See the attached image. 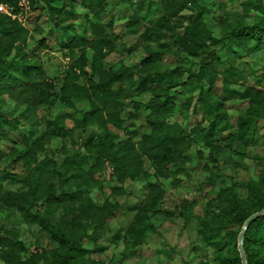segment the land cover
I'll return each mask as SVG.
<instances>
[{
    "label": "rangeland",
    "instance_id": "1",
    "mask_svg": "<svg viewBox=\"0 0 264 264\" xmlns=\"http://www.w3.org/2000/svg\"><path fill=\"white\" fill-rule=\"evenodd\" d=\"M64 2L34 0L20 16L22 29L13 25L10 33L0 26V66L3 58H13L16 64L12 69H16L20 65L17 59L24 56L32 66L30 78L34 85L56 83L62 78L82 53L81 47L62 46L63 30L51 19L49 6L61 7ZM76 7L78 12L72 21L78 33L93 38L89 21L103 25L104 37L110 42L106 61L114 69L136 67L134 80L115 85L122 88L121 96L115 98L126 109L122 127L107 126L117 133V147L125 148L134 129L150 131L146 123L149 110L144 104L151 99L152 92H141L137 87L140 74L159 73L163 77L154 85L179 96L171 121L181 125L177 133L180 153L173 165L159 172L137 145L133 153L120 152L130 161L125 171H118L107 161L97 171L98 183L89 179L88 182L87 175L73 176L62 183L52 171L49 159L60 161L91 132L96 137L105 133L106 128L96 123L81 128L67 114L74 109H90L92 102L86 97H75V108H68L58 99L51 106L37 104L26 111L27 103L18 98L25 97V85L18 83L14 89H3L0 123L5 117H19L20 124L0 138V264H7L3 252L11 247L10 238L40 253V264H53L64 246L53 238L50 229L69 232L74 239L84 232L90 234L77 245L78 254L62 264H242L238 246L245 223L242 220L264 205V50L256 47L255 39L244 42L249 27L264 25L263 0H192L179 15L170 17L169 25L163 23L168 15L160 0H104L100 13L88 9L89 20L80 0ZM133 17H140V23L127 27ZM194 21L218 39L213 42L197 35L204 44L197 55L183 48V43L191 42L194 35ZM145 26H160L164 34L146 40L142 37ZM43 38L45 46L40 45ZM149 50H160L161 55L151 64L141 65ZM212 51V100L203 107L197 99L201 91L206 93L210 80L205 77L197 85L188 84L185 88L182 83L199 71L203 59ZM93 53L92 48H86L89 59ZM87 70L90 71L89 66ZM29 86V91H39L36 85ZM256 90L262 103L251 95ZM249 91L251 94H247ZM183 96L192 100L186 114L180 110ZM136 103L142 106H135ZM218 107L228 113L227 119L214 121ZM24 113L27 116L23 117ZM240 116L252 119V135L229 146L226 136L236 130ZM213 123L214 132L219 134L214 143L216 150L209 143L211 139L204 136ZM132 139L137 141L139 136ZM34 143L40 147L36 157L28 154L19 159ZM80 150L78 162L70 163L69 168L62 167L66 176L81 174L80 169L86 172L95 164L92 153L83 146ZM34 167L41 187L52 185L57 194H65L64 200L52 206L49 228L5 198L26 197V208L31 213L39 209L43 188L30 196L28 175ZM79 186L80 192L71 197ZM112 205L114 214L103 228L94 231L96 220L102 219ZM145 207L150 212L143 220ZM247 250L264 253V231L258 232L257 238L252 237Z\"/></svg>",
    "mask_w": 264,
    "mask_h": 264
},
{
    "label": "trees",
    "instance_id": "2",
    "mask_svg": "<svg viewBox=\"0 0 264 264\" xmlns=\"http://www.w3.org/2000/svg\"><path fill=\"white\" fill-rule=\"evenodd\" d=\"M33 1L34 0H28V4H32ZM20 2L21 0H0V3L10 7L12 14L16 15V17L13 18L11 15L0 11V26L9 30L10 33L13 32V25L18 26L19 29L23 28L20 23V16L23 14L24 8L20 5ZM103 2L104 0H80V4L87 10L84 13V16L89 20L87 13L89 8L95 10L94 12L96 13H100L103 10ZM191 2L192 0H160V3L163 5L166 10V14L168 15V17H164V25H169L170 17L179 15L180 12ZM76 4L77 0H65L61 7L49 6V12L52 14L51 19L53 24L57 28L63 30V39L61 40L62 46L67 49H76L79 47L82 49L80 57L67 69L65 75L58 79L56 83L53 81H46L44 85L35 83L39 91L35 89L33 91H29L27 87L30 88L29 85H31V87L35 85L30 78L33 70L28 60L24 56H21L17 59L20 60V65L15 67L16 69H12L16 64L14 59L3 58V63L0 66V92H2L5 88L14 89L18 83L25 85V87H23L25 88V97L23 98L22 96H18V98L23 99L25 103H27L26 111L32 110L37 104L47 103L51 106L58 99L64 102L68 108H75V97H86L92 102L90 109H74L73 111H68L67 114L81 128H85L87 125L96 123L99 126L106 128L105 133L101 135V137H96L95 134L91 132L86 139L82 140L81 143L77 145L74 151L66 153L65 157L61 158L60 161L49 159V162L53 164L52 171L56 172L59 181L62 183L69 182L73 176L84 178L85 176L83 175L88 176L87 181L89 179L90 181L94 180L98 183L99 179L97 177V171L100 170L101 166L107 161L113 163L114 168L118 171H125L130 165V161H126L124 159V155L120 152L124 150V154H128L129 152L133 153L137 149V145L139 150L153 161L159 172L168 169L170 165H173L174 158L180 153L177 133L181 128V125L177 122L171 121V118L176 114L179 96L177 94H170L166 89L159 87V85H154V83L158 82L163 75L159 73H148L143 76L140 74V83L137 87L138 90L141 92H152L151 99L148 103L144 104L145 108L149 110V113L146 115V123L149 125L150 131L146 133L140 132L138 129H134L131 131L133 134L132 137L134 138L139 136V139L135 141L130 136L127 139L124 149L117 147L114 142L117 133L107 129V126L111 124L118 128L122 127L124 121L123 113L126 112V109L123 103L119 101V99L115 98L120 97L122 94V91H120L122 88H115V85L127 80H134L133 73L136 67L125 66L121 69H114L113 66L106 61L107 49L110 47V42L104 37L105 28L103 25L89 21L91 24L90 29L94 36L93 38H87L78 33L76 23L72 21V19H75L78 12ZM66 21H68L67 24H65ZM140 21V17H133L126 25L127 27H133L138 25ZM197 24V21L193 22L194 35L191 37V42L183 43V48L192 55H197L199 47L204 46V44L196 38L197 35H203L209 41L218 42V39H215L205 29H200ZM163 34L164 31L160 26H145L142 37L146 40H150L154 36L160 38ZM244 34L246 36V39H244L245 43H248L249 39H255L256 47L264 50L263 24L249 27L247 32ZM40 45H46V38L40 40ZM86 48H92L94 50L91 59H89L86 54ZM160 53V50H149L141 60L140 64L145 66L151 64L161 55ZM213 54V51L207 53V59H203V63L201 64L199 71L191 73L182 83L185 88L188 84L197 85L198 82L202 81L205 77L210 80L206 93L204 94L203 91H201L197 99V102L203 107H205V104L210 105V101L212 100V88L214 86L215 74L212 67L214 62ZM88 66L90 67V71L87 70ZM17 74H20V76ZM258 93L259 90H256V93L254 94H251L250 91L247 92V94L254 95L255 99L259 103H262V98ZM181 101L183 102L180 104V110L186 114L190 109L189 107L192 100L183 96ZM135 106H142V104L136 103ZM196 106L197 105L194 106L195 112H197ZM218 109L219 111L214 114V121L224 120L229 117L226 111L221 110L220 107H218ZM28 113H24L23 117L27 116ZM251 121L252 119L249 117L240 116L237 119L236 130L230 132L226 136L227 145L232 146L240 138H249L252 135L250 127ZM214 123L207 130V132L204 133V136L207 139H211L209 143H211L212 149L216 150L218 147L217 145H214V143L219 138V134L214 132ZM19 124V117L3 118L2 123H0V138L1 136L5 137L7 135L8 129H11L13 126H18ZM96 139L97 141H95ZM81 146H83L88 153H92L94 155L96 162L86 172L83 169H80L79 172L81 174L74 173L71 176H66L65 172L62 171V167L66 166V168H69L70 163L75 164L79 161L82 156L80 150ZM38 149H40V147L34 143L30 146L26 153L19 155V159L28 157V154H30L29 156L35 158ZM212 160H216L215 155H213ZM28 177L31 182V197H33L32 195L38 194V190L43 188L41 195H39L41 197V200L38 202L39 209L35 213H31L26 208V197H13L11 195H6L5 198L6 200L15 202L24 208L31 218L38 222L41 226L49 228L48 216L53 214L52 206L55 202L64 200L65 194H57L52 185L46 184L41 187L38 180L39 175L37 167L31 168ZM80 189L81 186L77 188V191L71 193L70 196H76V194L80 192ZM263 208L264 205L262 209ZM114 210L115 207L112 205L102 219L96 220L94 224V231L100 230L104 227L107 219L114 214ZM149 212L150 209L145 207L142 216L143 220L149 217ZM255 212L257 211H253L248 214L242 220V224ZM262 231H264V215L252 221L245 234L244 249L247 254L248 264H264L263 252H250L247 250V246H249L252 237L257 238L258 232ZM50 232L53 238L64 246L61 254L55 259L53 264H62L66 259L76 256L79 249L77 248V245H80L84 239L90 236V234L84 232L74 239L72 234L66 231L61 232L50 229ZM9 245L11 247L3 252L4 260L7 264H40L41 254L37 251H31L22 241L12 240L10 238Z\"/></svg>",
    "mask_w": 264,
    "mask_h": 264
},
{
    "label": "water",
    "instance_id": "3",
    "mask_svg": "<svg viewBox=\"0 0 264 264\" xmlns=\"http://www.w3.org/2000/svg\"><path fill=\"white\" fill-rule=\"evenodd\" d=\"M264 2V0H263ZM262 215H264V208L255 212L254 214H252L244 223L243 225V229L241 230L240 234H239V251H240V255H241V258H242V264H248L247 262V254L245 252V249H244V241H245V234H246V231L250 225V223L252 221H254L255 219L261 217Z\"/></svg>",
    "mask_w": 264,
    "mask_h": 264
},
{
    "label": "built area",
    "instance_id": "4",
    "mask_svg": "<svg viewBox=\"0 0 264 264\" xmlns=\"http://www.w3.org/2000/svg\"><path fill=\"white\" fill-rule=\"evenodd\" d=\"M20 5L23 6V8H25V7L28 5V0H21ZM0 11L6 13V14H8V15H11L13 18L16 17V15H13V14H12V10H11V8L8 7V6L5 5V4L0 3Z\"/></svg>",
    "mask_w": 264,
    "mask_h": 264
}]
</instances>
